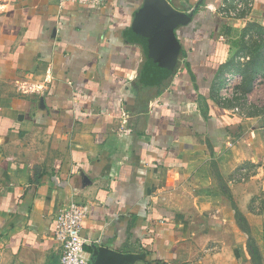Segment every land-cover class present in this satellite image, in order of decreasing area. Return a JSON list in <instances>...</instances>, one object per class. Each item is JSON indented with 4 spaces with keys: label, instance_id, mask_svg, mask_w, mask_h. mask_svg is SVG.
Returning a JSON list of instances; mask_svg holds the SVG:
<instances>
[{
    "label": "crops",
    "instance_id": "1",
    "mask_svg": "<svg viewBox=\"0 0 264 264\" xmlns=\"http://www.w3.org/2000/svg\"><path fill=\"white\" fill-rule=\"evenodd\" d=\"M168 1L193 16L147 83L145 0H0V264H57L71 201L92 264H264V0Z\"/></svg>",
    "mask_w": 264,
    "mask_h": 264
},
{
    "label": "water",
    "instance_id": "2",
    "mask_svg": "<svg viewBox=\"0 0 264 264\" xmlns=\"http://www.w3.org/2000/svg\"><path fill=\"white\" fill-rule=\"evenodd\" d=\"M192 16L177 11L168 0H145L135 21L134 35L149 60L143 73L147 83H158L174 73L182 52L176 30L188 24ZM102 251L109 259H125V255L110 249Z\"/></svg>",
    "mask_w": 264,
    "mask_h": 264
},
{
    "label": "built area",
    "instance_id": "3",
    "mask_svg": "<svg viewBox=\"0 0 264 264\" xmlns=\"http://www.w3.org/2000/svg\"><path fill=\"white\" fill-rule=\"evenodd\" d=\"M62 7L67 4L104 8L110 0H57ZM225 96V94H224ZM262 129L264 131V118ZM88 215L85 204L71 201L60 208L55 217V238L62 246V254L57 264H92L85 250L86 239L82 235L83 221ZM1 259V258H0ZM52 264V263H41Z\"/></svg>",
    "mask_w": 264,
    "mask_h": 264
},
{
    "label": "rangeland",
    "instance_id": "4",
    "mask_svg": "<svg viewBox=\"0 0 264 264\" xmlns=\"http://www.w3.org/2000/svg\"><path fill=\"white\" fill-rule=\"evenodd\" d=\"M243 225H247L246 222H243ZM244 228H247V227H244ZM252 243H253L252 251H254V260H255L256 263L260 264V263H262L263 258L260 255V253L258 252V247L256 246L255 242L252 241Z\"/></svg>",
    "mask_w": 264,
    "mask_h": 264
},
{
    "label": "trees",
    "instance_id": "5",
    "mask_svg": "<svg viewBox=\"0 0 264 264\" xmlns=\"http://www.w3.org/2000/svg\"><path fill=\"white\" fill-rule=\"evenodd\" d=\"M177 68V67H176ZM236 217H237V220H238V222H239V224L241 225V226H243V222H244V217L242 216V214L238 211V210H236ZM252 239H251V242H249V246L251 247V251H252V246H253V243H252ZM252 243V244H251ZM253 256H254V251H253Z\"/></svg>",
    "mask_w": 264,
    "mask_h": 264
}]
</instances>
